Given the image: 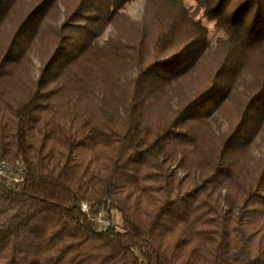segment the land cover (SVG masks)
Listing matches in <instances>:
<instances>
[{"label": "trees", "instance_id": "obj_1", "mask_svg": "<svg viewBox=\"0 0 264 264\" xmlns=\"http://www.w3.org/2000/svg\"><path fill=\"white\" fill-rule=\"evenodd\" d=\"M132 1L0 0V264H264V0Z\"/></svg>", "mask_w": 264, "mask_h": 264}, {"label": "built area", "instance_id": "obj_2", "mask_svg": "<svg viewBox=\"0 0 264 264\" xmlns=\"http://www.w3.org/2000/svg\"><path fill=\"white\" fill-rule=\"evenodd\" d=\"M28 169L23 158L8 160L0 158V182L15 191H21L26 183ZM81 210L86 216L95 222L101 231H106L114 227L113 220L104 212H94L93 207L88 202H83Z\"/></svg>", "mask_w": 264, "mask_h": 264}, {"label": "rangeland", "instance_id": "obj_3", "mask_svg": "<svg viewBox=\"0 0 264 264\" xmlns=\"http://www.w3.org/2000/svg\"><path fill=\"white\" fill-rule=\"evenodd\" d=\"M145 5H146V1L145 0H134V1H132V2H130V3L127 4L126 11L131 16L138 18L142 14V12H143V10L145 8ZM206 23L210 26V29H211V35L210 36H211L212 40L215 42L216 39L220 35L223 34V32L221 30H219L218 28L215 27L214 22L207 21ZM110 33H111V28H109L106 31L105 35L103 36V40L105 38H107V36ZM19 158H23V157H19ZM19 158H17V159H19ZM100 212H104V214H107L111 218V215H110V213L108 211L101 210ZM115 222H116V224L114 226L117 227L118 230H121L122 228L117 224V221H115Z\"/></svg>", "mask_w": 264, "mask_h": 264}]
</instances>
